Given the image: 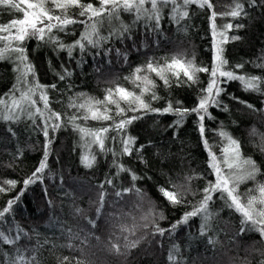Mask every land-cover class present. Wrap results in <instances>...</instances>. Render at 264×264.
I'll use <instances>...</instances> for the list:
<instances>
[{"label":"trees","instance_id":"1","mask_svg":"<svg viewBox=\"0 0 264 264\" xmlns=\"http://www.w3.org/2000/svg\"><path fill=\"white\" fill-rule=\"evenodd\" d=\"M32 2L35 3L36 0ZM82 2L99 6L98 0ZM212 3L217 12H225L233 0H212ZM47 7L51 8L52 5L48 4ZM245 10L247 16L216 18L218 27L228 22L233 24V28L226 33L229 39L223 44H220L219 35L214 37L212 34L207 9L201 11L195 5L189 10L191 18L181 20L179 24L170 18L169 9H165L157 33H153L140 21L131 29L130 38H112L101 42L99 47L87 46L84 51L76 48L71 57L66 49H59L55 43L26 40L25 63H30L33 67V72L28 74L27 79L30 84L47 86L43 89L36 88L32 97L36 100V107L44 111V116L37 113L33 122L27 113L34 109H29L25 102L22 105L26 110L25 114L21 115L18 122L0 120V181H18L14 189L0 193V210L9 200L23 193L19 201L13 204L11 211L0 220V231L15 235L22 230V239L18 246H21L22 250L23 247L35 250L26 254L35 255L39 264H59L58 258L62 259L64 256L73 258L70 264H76V259H81L83 264H168L167 251L172 243L180 246L185 264H259V261L264 259V241L257 232L245 231L242 235H237L243 217L234 209L224 207V202L218 199L219 192L213 195L214 203L209 204V208L218 215L212 220L211 231H208L206 236L200 235L203 221L199 216L190 218L186 224H179L171 237L166 233L164 237L153 238L150 234L153 231L152 226L147 229L142 227L148 221L142 220L141 217L155 205V209L162 211L165 216V219L157 220V223L162 228H171L201 199V191L207 181L214 180L212 169L209 167V152L198 131L195 114L188 115L177 128L171 126L176 120L172 114L128 112V116L142 117L128 125L125 132L127 136L135 138L136 148L144 145L140 153L143 161L135 151L131 156H114L111 151L100 152L96 144L86 148L85 143L90 141L91 137L82 139V134L68 122V117L77 113V109L69 107L70 98L80 103L81 99H77L79 93L103 100L106 89H114L119 85L139 94L140 90L125 77H131L134 70L145 65L149 59L163 64L165 59L170 60L182 53L189 60L195 57L197 66L211 68L214 47L219 45L224 48L223 55L228 61L225 70L233 69L237 74L264 77V69L255 66L261 62L258 58L264 56V4H260L259 0L256 7L245 3ZM78 13L79 9L75 7L68 11L69 16L83 19ZM21 16V13L0 8V24ZM133 19L131 14L121 12V20L125 24L131 25ZM112 23L118 26L117 21ZM236 24H242L243 27L237 29ZM108 28L109 25L105 22L100 29L101 33L107 35ZM69 29H74V33H56L55 29L53 33L58 35L65 45H69L80 37L84 26L69 25ZM233 35L239 36L240 39L232 40ZM124 53L127 54V60L124 59ZM7 55L15 57L17 54L13 52ZM18 64L14 59L0 60V99L8 100L11 97L14 86L17 85V77L21 75ZM237 64H243L244 67L235 69ZM19 67L23 69V65ZM65 69L71 72V76L60 80L57 74L63 75ZM148 75L155 80V91L160 97L159 100L151 101V106L161 109L166 107L167 101H172L174 106L176 102H182V106L186 108L196 106L200 89L205 88L209 82V75L201 72L198 74L197 84L177 86L172 83L171 87H167L154 73ZM180 78L185 79L182 73ZM53 84L56 85L55 89L50 87ZM19 87L23 90L25 86L20 84ZM220 87L224 91L221 92L219 100L227 110H224L223 106L209 107L208 111L213 119L206 117L203 122L204 136L212 152L218 157L228 145V141L218 135L220 131L228 133L239 142L241 160L251 158L260 171L255 180L249 179L241 183L238 191L245 193L253 189L252 195L259 196V192L255 190L258 185L264 184V151L261 150L264 146V94L245 91L237 80L222 83ZM261 88L264 89V84ZM41 91L48 97L49 110L60 113L63 123L55 132L51 128L48 129L49 138L54 137V140L50 145L48 168L41 174L42 182L37 180L25 188L23 181L39 166L44 151L45 137L41 125L48 111L43 109V101L39 99ZM16 96L19 98V92H16ZM144 99L148 101L150 97L145 95ZM248 104L255 110L247 107ZM110 107L114 112L115 106ZM121 107L126 105L121 102ZM76 123L85 128L96 129L111 122L77 120ZM9 127L15 135L8 131ZM107 135L111 137L116 133L109 132ZM105 148H113L118 153L119 139L115 142L106 140ZM91 154H95L96 160L89 168L82 157L88 155L91 159ZM114 162L132 169L141 177L135 181V185L144 193L143 201L134 194H128L117 203L119 198L114 195V191L131 187L133 181L127 172H121L116 177L117 168ZM186 176L194 177L190 187L197 195L186 197L190 203L172 206L161 195L159 188L169 187L170 181L177 185L185 184ZM106 178H113L115 188L104 184L108 194L100 216L96 219L98 193L101 191L98 186ZM76 208L84 210L82 215L96 219V227L92 228L82 215H77ZM133 224L137 225L136 235L130 236L129 239L134 240L145 235L147 239L127 257L115 255L110 251V241L117 242L116 237L122 235V225L131 227ZM68 228H71L73 233H79L81 239L88 236L87 243H81V240L71 241L77 249H83L82 252L61 247L69 242L67 235H62V230ZM23 233H27V237H24ZM89 233L92 235H88ZM96 237H99V240ZM208 237L216 240V244H209ZM45 240L50 243L45 244ZM158 242L163 243V248ZM119 243L123 245V239H120ZM53 244L56 245L55 248ZM5 252L11 256L16 255L11 246L0 244V264H3Z\"/></svg>","mask_w":264,"mask_h":264},{"label":"snow or ice","instance_id":"2","mask_svg":"<svg viewBox=\"0 0 264 264\" xmlns=\"http://www.w3.org/2000/svg\"><path fill=\"white\" fill-rule=\"evenodd\" d=\"M245 3L251 7L258 6V0H233V3L228 7V11L217 12L212 0H98V5L93 3H83L82 0H36L35 3L32 0H0V8L7 11H15L21 13V18L12 19L5 24H0V60L14 59L18 61V70L21 71V75L17 77V85L14 86V90L11 97L8 100L0 99V120L11 121L13 123L18 122L21 115L25 114V108L22 106L25 102L29 109L27 113L29 119H33L38 113L40 116H44V111L40 107H36V100L32 99L35 95V89H43L47 86L30 84L27 76L33 72V67L27 61L26 48L24 42L29 39H36L44 41L45 43H55L61 50H67L69 57L72 55V51L79 48L84 51L87 46L99 47L101 42H106L112 38L123 40L126 36L130 38L131 29L140 21L144 22V26L150 28L153 33H157L160 29V20L163 17L165 9H169L170 18L179 24L181 20L190 19L189 10L193 5L197 9L203 11L207 9L209 12L210 28L213 36L219 35L221 40L220 44L227 42L229 37L226 33L233 28L231 22L221 24L219 27L215 21L217 17L223 19L224 17L237 18L247 16L248 13L245 10ZM260 4H264V0H259ZM51 4L52 7H47ZM79 9V17L83 19H77L68 15L70 8ZM59 10V14H57ZM121 12L131 14L134 19L132 24H125L121 20ZM118 22L117 25H113V21ZM105 22L108 23V34L103 35L100 31ZM81 24L84 26V30L80 37L72 44L65 45L60 41L59 36L53 33H74V29H69V25ZM242 24H236L235 28H242ZM232 40L240 39L239 36H231ZM110 51V50H109ZM119 51V50H117ZM16 53L15 57L7 55L8 53ZM224 48L216 45L214 47L213 65L209 67H201L195 64V57L192 59H186L184 55L178 54L173 56L170 60L165 59L161 64L159 61L149 59L145 65L137 67L132 73L131 77H125L130 79L131 82L138 88L139 94L136 91H129L128 89L117 85L114 89H106V94L103 100H98L94 97L86 96L84 93L77 94V99H81L80 103H76L75 100L70 98V108L77 109V113L68 117V122L72 123L73 128L82 134L84 137H91L90 141H86L85 147H90L91 144H96L100 152L111 151L114 156L117 155H129L136 152L137 156L143 161V157L140 153L143 150L144 145L135 147V138L127 136L125 129L134 120L141 119V116L132 115L128 116V112L138 113L142 112L147 114L149 112L158 114H172L176 117L173 127H179L183 124L186 117L191 114H195L198 123V131L201 134L203 143L205 144L209 152V167L212 169L214 180L207 181L206 186L201 191V199L192 206V210L185 212L180 221L173 224L171 228L160 227L157 220L165 219L162 211H157L155 205H152L149 212L142 216L141 219L148 221L142 225L147 229L152 226L153 231L150 233L153 238L156 236L164 237L167 233L171 237L177 226L181 223L186 224L192 217L199 216L203 221L200 228V235L206 236L208 231H211V222L218 215L217 212L209 208L210 203H214L213 195L217 192L220 193L218 199L224 202V207L234 209L239 212L243 219L241 220V229L237 235H242L245 231L257 232L260 235L262 241H264V184L258 185L255 191L259 192V196L252 195L253 189H249L245 193L238 191L239 185L246 180H255L256 175L260 169L257 167L255 161L251 158L241 160L239 151V142L234 140L228 133L220 131L218 135L225 138L228 141L227 147L221 151V155L218 157L215 152H212L211 146L208 145V140L205 138L204 121L206 117L213 119L208 109L212 107H222V101L219 100V96L223 88L220 84H226L229 81L237 80L241 83L245 91H252L256 93L264 94V89L261 85L264 84V77L258 75L249 74H237L233 69H226L228 61L224 58ZM124 59L127 60V54L124 53ZM261 62L256 63L257 68L264 69V56L258 58ZM20 65H23V69H20ZM243 64H237L235 69H242ZM204 72L209 75V82L205 88L200 89V96L198 98L196 106L192 108H186L182 106V102H176L175 106L172 101H167L164 108H153L151 101L159 100L160 97L156 94V82L151 79L148 73H154L163 84L167 87H171L172 83L177 86L180 84H197L199 83V73ZM141 73H145L141 75ZM181 73L185 79L181 80ZM60 80H64L66 76H71V72L67 69L64 70V74H57ZM170 77L174 79H170ZM23 84L25 87L22 90L19 85ZM55 89L56 85L50 86ZM16 92H19V98L16 96ZM148 95L150 99L146 101L144 96ZM39 99L43 101V109L48 111V115L42 121V131L45 137L43 157L36 170L23 181L25 188L30 183H36L37 180H41L45 169L48 168V157L50 153V145L53 143L54 137L49 138L48 129L51 128L55 132L63 123V118L60 113L49 110V102L47 95L41 91ZM123 102L126 107H121ZM241 103H244L241 101ZM115 106V111L110 107ZM247 107L253 108L251 104ZM224 110H227L226 106H223ZM77 120H93V121H110L106 126L102 125L99 128H85L80 124H77ZM51 122V123H50ZM8 131L15 135V132L11 127ZM114 132L116 135L109 137L107 134ZM119 139L120 151L117 153L113 148H105V141L110 140L112 142ZM264 151V146H262ZM86 167L91 168L96 160L95 154H91V159L88 155L82 157ZM146 163V161H144ZM223 165V166H222ZM114 166L117 168L115 176L118 177L121 172H127L133 184L131 187L122 188L114 191V195L123 200L125 195L134 194L140 201L144 200V193L135 185V181L141 179L130 168H126L123 164L114 162ZM244 166H247L246 168ZM235 169V171H234ZM194 177L186 176L185 184L177 185L169 182V187H160L159 192L172 206H179L190 203L186 200L188 195H197L196 191H193L190 187L191 180ZM18 181L16 180H2L0 181V193H6L11 189H14ZM107 183L110 187L115 188L113 185V178H106L98 187L101 191L98 193V207L96 209L97 216L99 218L101 210L104 207L105 197L108 194L104 189V184ZM7 185L8 187H5ZM47 190L45 189V193ZM19 193L14 199L9 200L7 205L0 210V220H3L6 213H9L15 204L20 199ZM52 202L49 200V204ZM138 206V205H137ZM77 215L84 213L83 209L76 208ZM130 215V214H129ZM82 218L86 219L88 224L92 228L96 227V219L89 218L86 215H82ZM133 219H135L133 217ZM137 225L133 224L131 227L122 225L120 227L121 236L116 237L117 242H111L110 251L117 256L130 255L131 251L139 247L141 242L147 239V236H141L137 239H129L130 236H135ZM11 230H9L10 232ZM21 231H18L15 235L7 234L5 231H0V244L11 246L15 252V256L9 255L7 252L4 254L3 264H39L35 255H27L30 250L27 247L18 246L22 239ZM27 233H23L24 237H27ZM62 235H67L68 243L61 245V247H67L73 250L83 251V249H77L72 240H81V243H87L88 236L81 239L79 233H73L71 228L62 230ZM88 235H92L89 233ZM30 239V238H29ZM99 240V237H96ZM123 239L124 243L121 245L119 240ZM216 240L212 237H208V243L215 245ZM45 244L50 241L45 240ZM160 247L163 248V243L158 242ZM56 247L55 244L52 245ZM123 248V250H122ZM73 258L64 256L62 259L58 258L59 264H70ZM168 264H185L184 258L181 255V248L178 244L172 243L171 247L167 251ZM76 264H83L81 259H76ZM259 264H264V259L259 261Z\"/></svg>","mask_w":264,"mask_h":264}]
</instances>
